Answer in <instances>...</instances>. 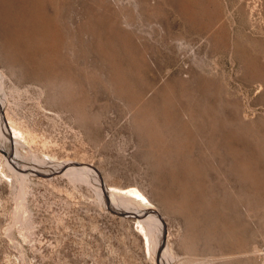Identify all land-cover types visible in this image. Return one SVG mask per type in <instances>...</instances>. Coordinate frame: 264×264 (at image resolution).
<instances>
[{"label":"rangeland","instance_id":"374dc122","mask_svg":"<svg viewBox=\"0 0 264 264\" xmlns=\"http://www.w3.org/2000/svg\"><path fill=\"white\" fill-rule=\"evenodd\" d=\"M0 264H264V0H0Z\"/></svg>","mask_w":264,"mask_h":264},{"label":"bare ground","instance_id":"6f19581e","mask_svg":"<svg viewBox=\"0 0 264 264\" xmlns=\"http://www.w3.org/2000/svg\"><path fill=\"white\" fill-rule=\"evenodd\" d=\"M191 4V3H190ZM210 6H212V5H210ZM209 6V7H210ZM224 9V8H223ZM195 12V11H194ZM190 14H191V12H189ZM188 13V14H189ZM191 16V15H190ZM256 17V16H255ZM180 19V18H179ZM170 20V19H169ZM177 21V20H176ZM194 21V20H193ZM172 24H174V22H172ZM176 24V23H175ZM176 26V25H175ZM175 28V27H174ZM183 28V27H182ZM187 28V27H186ZM184 29H185V27H184ZM194 29V28H193ZM192 29V30H193ZM175 31V30H174ZM178 31V30H177ZM173 33V32H172ZM175 33V32H174ZM178 35V34H177ZM220 35V34H219ZM172 36V35H171ZM208 37V36H207ZM164 39V38H163ZM193 39V38H192ZM179 40V39H178ZM181 40V39H180ZM168 41V40H167ZM172 41V40H171ZM163 42V41H162ZM176 42V41H175ZM185 43V42H184ZM183 43V44H184ZM176 47V46H175ZM153 49V48H152ZM161 50V49H160ZM165 50V49H164ZM175 51V50H174ZM157 52V51H156ZM158 53V52H157ZM189 56V55H188ZM192 56V55H191ZM177 57V56H176ZM193 57V56H192ZM207 57V56H206ZM184 58V57H183ZM181 59V58H180ZM210 60V59H209ZM162 61V60H161ZM182 61H184V60H182ZM165 62H167V61H165ZM190 62V61H189ZM209 63V62H208ZM163 64V63H162ZM205 64V63H204ZM203 64V65H204ZM190 65V64H189ZM197 65V64H196ZM195 65V66H196ZM193 67V66H192ZM200 67V66H199ZM201 68V67H200ZM207 68V67H206ZM190 69V68H189ZM202 69H204V68H202ZM201 69V70H202ZM185 70V69H184ZM191 70V69H190ZM192 71V70H191ZM196 71V70H195ZM200 71V70H199ZM176 73V72H175ZM196 73V72H195ZM182 81V80H181ZM175 82V81H174ZM260 81H258V83H259ZM261 84V83H260ZM182 88H184V86L182 87ZM258 88V87H257ZM259 89V88H258ZM261 90V89H260ZM259 90V91H260ZM187 90H185V92H186ZM193 91V90H192ZM203 92L204 93H206V89H204L203 90ZM184 95V94H183ZM187 95V94H186ZM196 96V95H195ZM227 97V96H226ZM209 96L206 98V99H208L209 100ZM180 99V98H179ZM178 99V100H179ZM194 99V98H193ZM214 99V98H213ZM168 100V99H167ZM186 100H188L187 98H186ZM190 100V99H189ZM222 100H223V98H222ZM180 101V100H179ZM170 103V102H169ZM171 104V103H170ZM180 104H181V102H180ZM165 105V104H164ZM206 105V104H205ZM209 106V105H208ZM175 107V106H174ZM186 107V106H185ZM198 108V107H197ZM209 109V108H208ZM185 110H186V108H185ZM197 111V110H196ZM209 112V111H208ZM212 112V111H211ZM191 115V114H190ZM206 115V114H205ZM220 117V116H219ZM201 119V118H200ZM174 121V120H173ZM204 121V120H203ZM201 122V121H200ZM205 122V121H204ZM219 122V121H218ZM173 124V123H172ZM201 124V123H200ZM207 124V123H206ZM180 125V124H179ZM216 126V125H215ZM225 126V125H224ZM185 127L187 128V126L185 125ZM203 127H204V123H203ZM206 127V126H205ZM220 127V126H219ZM211 128V127H210ZM213 129H215V128H213ZM223 129V128H222ZM221 129V130H222ZM200 130H202V129H200ZM210 130V129H209ZM220 130V129H219ZM181 131V130H180ZM207 131V130H206ZM212 131V130H211ZM228 131V130H227ZM240 132V131H239ZM209 133H211V132H209ZM189 135V134H188ZM210 135V134H209ZM229 135H231V134H229ZM207 136V135H206ZM238 136V135H237ZM187 137V136H186ZM189 137H191V136H189ZM214 137V136H213ZM219 137H221V136H219ZM188 138V137H187ZM186 138V139H187ZM209 138V137H208ZM212 138V137H211ZM226 138V137H225ZM228 138V137H227ZM231 138V137H230ZM238 138V137H237ZM184 139V138H183ZM194 139V138H193ZM222 139V138H221ZM191 140H192V137H191ZM208 140V139H207ZM212 140V139H211ZM230 140V139H229ZM195 141H197L196 139H195ZM221 142V141H220ZM220 142H218V145L220 146ZM227 142H228V140H227ZM194 144V142L192 141L190 144ZM223 143H225V141L223 142ZM187 144V143H186ZM188 144H189V142H188ZM189 144V145H190ZM209 144V143H208ZM213 144V143H212ZM232 144V143H231ZM235 144V143H234ZM238 144H241V142L240 143H238ZM196 145V144H195ZM217 145V146H218ZM226 145V144H225ZM230 145V144H229ZM233 145V144H232ZM194 146V145H193ZM225 148V147H224ZM242 149V148H241ZM229 156V155H228ZM227 156V157H228ZM237 158V157H236ZM187 166H189V165H187ZM192 166H193V163H192ZM11 167H12V165H11ZM10 168V167H9ZM15 169V168H14ZM190 169V168H189ZM195 169H197V168H195ZM195 169L193 170L192 169V171H195ZM191 170V169H190ZM197 170H199V169H197ZM244 170H246V168H244L243 169V171ZM248 170V169H247ZM17 171V170H16ZM185 171V170H184ZM240 171V170H239ZM182 172V171H181ZM188 172V171H187ZM191 172V171H190ZM196 173H198L197 171H195ZM242 172V171H241ZM245 172H247V171H245ZM252 172V171H251ZM16 173V172H15ZM19 173V172H18ZM17 173V174H18ZM245 174V173H244ZM20 175V174H19ZM243 175V174H242ZM244 176V175H243ZM248 176V175H247ZM19 177V176H18ZM200 177V176H199ZM17 178V177H16ZM248 178V177H247ZM197 179V178H196ZM24 180V179H23ZM198 180H200V179H198ZM19 181V180H18ZM262 182V181H261ZM23 183H25V181L23 182ZM202 184V183H201ZM200 185V184H199ZM255 185H257V184H255ZM194 189V188H193ZM19 191H21V190H19ZM23 191V190H22ZM185 191H187V190H185ZM198 192H199V190H198ZM202 192V191H201ZM21 193H23V192H21ZM119 193V192H118ZM188 193V192H187ZM187 193H186V195H187ZM112 197H113V199L115 198V193H113V192H111V193H109ZM118 196H119V194H118ZM196 196V195H195ZM185 197V196H184ZM118 199L120 200V201H122V202H124V203H130V198H127V196H125V197H123V196H120V197H118ZM153 209H151V208H147V207H142L140 210H138V211H133V213H135L136 214V216H138V217H141V218H146L145 220H143V222H145V223H148V221H149V218L150 217H152V215L150 216L149 214H150V212L152 211ZM156 217V216H155ZM157 218V217H156ZM155 219V218H154ZM158 219V218H157ZM159 220L160 219H158V222H159ZM157 223V222H156Z\"/></svg>","mask_w":264,"mask_h":264},{"label":"water","instance_id":"95a60500","mask_svg":"<svg viewBox=\"0 0 264 264\" xmlns=\"http://www.w3.org/2000/svg\"><path fill=\"white\" fill-rule=\"evenodd\" d=\"M79 164H80V163H77V162H76V163H74V165H75V166H80ZM89 166H90V167H93V168H95V167H94L92 164H89ZM59 172H62V169H61V170H59ZM155 213L158 215V217H160V218L162 219V216H161V215H159V213H157V212H155Z\"/></svg>","mask_w":264,"mask_h":264}]
</instances>
